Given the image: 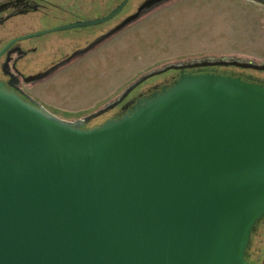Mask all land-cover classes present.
Listing matches in <instances>:
<instances>
[{"label": "water", "instance_id": "obj_1", "mask_svg": "<svg viewBox=\"0 0 264 264\" xmlns=\"http://www.w3.org/2000/svg\"><path fill=\"white\" fill-rule=\"evenodd\" d=\"M218 66L245 60L168 64L74 121L0 84V264H251L264 86L184 72ZM169 71L180 72L171 86L87 127Z\"/></svg>", "mask_w": 264, "mask_h": 264}, {"label": "flooded vegetation", "instance_id": "obj_2", "mask_svg": "<svg viewBox=\"0 0 264 264\" xmlns=\"http://www.w3.org/2000/svg\"><path fill=\"white\" fill-rule=\"evenodd\" d=\"M125 1H0V84L21 99L38 103L47 110L45 102L33 94L34 90H43L46 94L59 74L70 73L73 69L88 71L91 67L85 62L100 63L108 43L174 0ZM236 1L245 4V8L264 12V5L257 3H264V0ZM112 13H115L113 17L105 20ZM258 49L257 53L264 55V46ZM184 72H217L264 86V57L262 60L245 58V68L218 66ZM179 75V71H169L147 80L115 109L95 120L123 116L133 101L163 86H171ZM259 259L257 251L248 255L251 264L259 263Z\"/></svg>", "mask_w": 264, "mask_h": 264}, {"label": "rangeland", "instance_id": "obj_3", "mask_svg": "<svg viewBox=\"0 0 264 264\" xmlns=\"http://www.w3.org/2000/svg\"><path fill=\"white\" fill-rule=\"evenodd\" d=\"M263 46V11L236 0H174L108 43L100 63L85 62L88 71L59 74L46 94H33L56 117L74 121L115 100L152 70L205 57L262 60L257 50ZM256 264H264V251Z\"/></svg>", "mask_w": 264, "mask_h": 264}, {"label": "trees", "instance_id": "obj_4", "mask_svg": "<svg viewBox=\"0 0 264 264\" xmlns=\"http://www.w3.org/2000/svg\"><path fill=\"white\" fill-rule=\"evenodd\" d=\"M91 123L87 127H89ZM255 251H257L258 257H260L261 259V255L263 256V251H264V219L257 225L256 230L252 236V242L247 251V257H246L247 260H248V255Z\"/></svg>", "mask_w": 264, "mask_h": 264}]
</instances>
